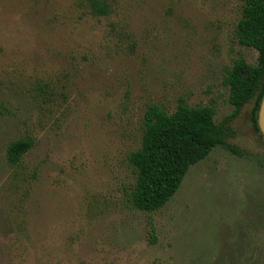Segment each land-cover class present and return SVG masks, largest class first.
<instances>
[{
    "label": "rangeland",
    "instance_id": "1",
    "mask_svg": "<svg viewBox=\"0 0 264 264\" xmlns=\"http://www.w3.org/2000/svg\"><path fill=\"white\" fill-rule=\"evenodd\" d=\"M0 0V264H264V143L252 102L173 198L128 202L149 105L233 112L241 0ZM28 139L17 165L11 142Z\"/></svg>",
    "mask_w": 264,
    "mask_h": 264
},
{
    "label": "trees",
    "instance_id": "2",
    "mask_svg": "<svg viewBox=\"0 0 264 264\" xmlns=\"http://www.w3.org/2000/svg\"><path fill=\"white\" fill-rule=\"evenodd\" d=\"M92 13L110 12L104 0H88ZM240 18L235 37L239 46L254 49L256 62L247 64L235 59L227 70L223 84L228 88V102L233 112L216 123L213 106L190 107L182 100L168 113L161 106L149 105L143 116L141 143L127 156L134 181L128 196L132 208L143 213L162 209L175 195L190 167L204 160L215 147L243 156V152L228 143L234 136L231 122L242 106L252 102L251 125L257 127V112L264 94V0H241ZM28 139L13 141L7 148V161L20 163L30 150Z\"/></svg>",
    "mask_w": 264,
    "mask_h": 264
},
{
    "label": "water",
    "instance_id": "3",
    "mask_svg": "<svg viewBox=\"0 0 264 264\" xmlns=\"http://www.w3.org/2000/svg\"><path fill=\"white\" fill-rule=\"evenodd\" d=\"M258 112H257V127L259 130V133L261 135V139L264 143V94L262 96L260 106H258Z\"/></svg>",
    "mask_w": 264,
    "mask_h": 264
}]
</instances>
